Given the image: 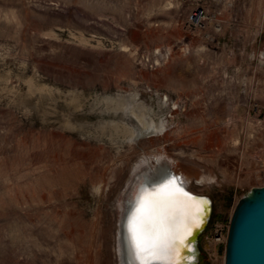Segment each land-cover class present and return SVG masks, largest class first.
Here are the masks:
<instances>
[{"label":"rangeland","instance_id":"obj_1","mask_svg":"<svg viewBox=\"0 0 264 264\" xmlns=\"http://www.w3.org/2000/svg\"><path fill=\"white\" fill-rule=\"evenodd\" d=\"M160 153L210 179L198 264H224L264 186V0H0V264H121L126 193Z\"/></svg>","mask_w":264,"mask_h":264},{"label":"bare ground","instance_id":"obj_2","mask_svg":"<svg viewBox=\"0 0 264 264\" xmlns=\"http://www.w3.org/2000/svg\"><path fill=\"white\" fill-rule=\"evenodd\" d=\"M197 20H200V18H197ZM131 112L135 115L137 121L143 127V129H137V133L135 132V130L133 129L131 130L134 137H136V139L139 138L140 136L143 137L144 133H148V137L150 138L154 137L156 132L155 130H159V127L156 126L157 123L154 125V122H152V120H147L145 115L139 116L134 111ZM162 129L163 128H161V130ZM166 155L165 154L161 155L160 153V155L145 157L139 163L140 170L138 171L137 176H135V178L130 183L128 192L126 193L125 196L126 197L125 198L126 202L124 204L125 212L123 215L122 224L118 237L119 244L121 247L120 249L121 250L120 257L122 258L121 264H142L141 260L137 255L136 248L134 246L132 233L130 231V221H134V218L139 214L138 210L140 209L145 196H147L148 194L172 193L175 192L176 190L182 189L183 192H186L192 196L197 197L200 195L196 194L191 189V181L195 180L198 186H205L210 182V179H208L206 176L199 175L198 173L191 175V174L179 172L178 171L179 169L178 168H177L178 170L176 169L173 160L169 159ZM163 181L164 183L161 186H158L154 191L149 186L150 184L157 185L159 182H163ZM204 200H206L207 203L203 205L205 211L203 214L202 222L199 224V227L194 228L192 230L191 235L187 237L186 246L181 250L179 257H177L178 264H194L193 263L194 253L192 252L193 249L192 243L196 241L200 232L205 228V226L207 225V220L212 213L211 199L204 198ZM134 204L137 205V207L135 208L134 212L130 215L128 222H126L128 218V214ZM176 212L178 218H180L183 214V209L179 205H177ZM153 262L156 264H163L162 261L157 259L149 260L148 264H151Z\"/></svg>","mask_w":264,"mask_h":264},{"label":"snow or ice","instance_id":"obj_3","mask_svg":"<svg viewBox=\"0 0 264 264\" xmlns=\"http://www.w3.org/2000/svg\"><path fill=\"white\" fill-rule=\"evenodd\" d=\"M206 200L182 189L166 194H148L130 221L134 246L142 264L157 259L163 264H178L181 250L192 230L202 222ZM183 209L180 218L176 207Z\"/></svg>","mask_w":264,"mask_h":264},{"label":"water","instance_id":"obj_4","mask_svg":"<svg viewBox=\"0 0 264 264\" xmlns=\"http://www.w3.org/2000/svg\"><path fill=\"white\" fill-rule=\"evenodd\" d=\"M163 183L164 181L149 186L154 191ZM136 207L137 205L134 204L126 222ZM210 219L211 216L196 241L192 243L194 264H198L199 260V237L205 231ZM224 264H264V186L252 188L237 203L229 223Z\"/></svg>","mask_w":264,"mask_h":264},{"label":"built area","instance_id":"obj_5","mask_svg":"<svg viewBox=\"0 0 264 264\" xmlns=\"http://www.w3.org/2000/svg\"><path fill=\"white\" fill-rule=\"evenodd\" d=\"M225 241H227V238L225 239Z\"/></svg>","mask_w":264,"mask_h":264}]
</instances>
